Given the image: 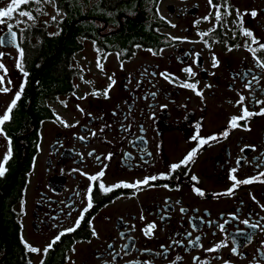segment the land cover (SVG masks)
<instances>
[{"label":"flooded vegetation","instance_id":"1","mask_svg":"<svg viewBox=\"0 0 264 264\" xmlns=\"http://www.w3.org/2000/svg\"><path fill=\"white\" fill-rule=\"evenodd\" d=\"M127 1L135 4L129 13H123V0H40L39 4L21 5L20 10L32 11L35 19L19 16V10L13 13V20L4 18L14 25L15 42L7 23L0 24V52L5 54L0 61L7 69L6 74L0 69L4 77L0 87L10 89L0 92V115L23 84L11 119L2 125L10 138L11 155L0 176V264H10L13 258L15 264H41V260L43 264H224V260L264 264V232L243 223L247 219L264 227V182L242 184L233 194H223L233 183L229 169H237L234 175L238 179L264 172V114L239 120L238 125L247 122L250 130L229 128L226 137L217 136L202 145L187 165L166 177L158 176L169 172L172 163L199 143L191 139L197 133L207 137L228 128L229 118L241 114L238 93L245 97L243 104L249 111L258 113L264 107L255 103L264 101V68L243 46L246 40L251 44V38L240 35L239 24L234 23L237 9L249 10L241 18L243 27L264 42V0H227L230 15L204 37L211 47L197 35L198 30L207 31L215 23V9L208 0H159L158 5L157 0ZM8 2L3 0L0 7ZM213 2L222 5L224 0ZM157 6L165 20L156 15ZM252 9L257 10L255 17L250 14ZM205 15L210 20L194 25L193 21ZM16 20L30 25L22 40L24 24L17 26ZM172 36L187 39L172 40ZM93 41L103 50L99 56H106L101 59L103 70L97 68ZM225 41L240 47L229 51ZM15 43L24 50L27 76L16 67ZM137 44L141 47H134ZM54 51L60 52L59 58ZM213 53L219 61L216 67L212 66ZM257 55L264 57V50ZM52 58L61 63L64 75L54 91L37 96V103L38 82ZM185 67H191L195 76L182 71ZM162 72L174 74L175 82L166 80ZM109 76L115 83L105 98ZM186 80L199 82L202 98L180 86ZM249 82L250 87L245 88ZM93 89L99 94L93 95ZM28 113L32 123L25 133L27 127L20 124ZM57 115L73 126H65ZM18 128L21 131L15 134ZM93 131L94 136L89 134ZM81 136L86 139H79ZM245 145H255V149ZM8 148L9 141L0 134V160ZM109 153L112 155L105 159ZM238 157H242L239 162ZM24 161L25 168H18ZM102 168L101 180L106 186L148 175L158 178L149 182L151 186H120L103 193L99 181L81 174H94ZM193 174L196 181L191 179ZM89 184L93 206L81 217ZM194 186L205 194H197ZM78 217L79 226L64 233L45 254L44 247ZM150 222L156 227L145 235L143 229ZM5 223L14 228L17 238V249L12 251ZM93 227L97 236L91 234ZM21 236L40 251L26 250ZM217 242L223 246L215 252L205 251Z\"/></svg>","mask_w":264,"mask_h":264},{"label":"snow or ice","instance_id":"2","mask_svg":"<svg viewBox=\"0 0 264 264\" xmlns=\"http://www.w3.org/2000/svg\"><path fill=\"white\" fill-rule=\"evenodd\" d=\"M39 2H40V0H10V2H8L5 7H0V24L7 23V21L4 18H7V20H13V13L14 12H17L18 10H19V16H21V17H27V19L34 21L35 18L33 16L32 11H30L28 9L20 10V6L21 5H30L32 3L39 4ZM158 2H159V0H157V5H158ZM0 3H3V0H0ZM208 4H209L210 8L215 9V23L212 24V26L209 27L207 29V31L202 32V31H199L198 30L197 31V35L199 37H201V42H203L206 47H211V45L209 44V41L206 40V39H204V37L208 36L209 33H213L216 30L217 27L221 26V23L220 22L223 19V17H226V16L230 15V11H229L230 5L228 4L227 0H224V2H223L222 5L221 4H215L213 2V0H208ZM55 6L56 5L54 4V7ZM221 8H223V12L221 11ZM36 11H40V9L37 8ZM57 11H59L58 8H57ZM236 11H237V20L234 21V23H238L239 24V27H240V35H243V36H246V37L251 38V44H249L248 41L246 40L243 46L246 48V50H248L252 54L253 59L257 63V65L259 67H261V68H264V57H261V56H258L257 55V53L259 51L264 50V42H260L259 41V38L256 37L253 34V31L250 28L243 27V24L241 22L242 16L245 13H247L249 10L245 9L244 12H241L239 9H237ZM250 14H251L252 17H255L257 15V10H255V9L250 10ZM156 15L157 16H160V19H162V20H165L166 19L165 17H163L162 15H160L158 6H157V10H156ZM52 19H55V17H53ZM201 20H204V21L210 20V15H205V16L199 18L198 20L193 21L194 25L195 24H199ZM21 23L24 24V27L20 29V33H21L20 39L22 40L24 38L23 37V32L27 28H29L30 25H28L26 21H21V20H16L15 21V24L17 26H19ZM168 23L172 27H175V25L174 24H171L170 21H168ZM13 27H14V25L12 23H7V29H8V31L10 33L11 40H12V42H15L16 39H17V33L15 31H13ZM232 31H233V38H235L236 31H235V29H233ZM170 38L172 40H186L187 39V37H175V36H172ZM212 42L215 43L216 41L213 40ZM225 44H226V46H227V48H228L229 51H231L232 48H238V47H240L239 44L229 45L227 41H225ZM253 44L257 45V47H255V48L252 47ZM93 45H94V48H96L95 41H93ZM15 47H16L17 52H18V56H17V59H16V67L18 69H20L24 73L25 76H27V72H25L24 71V68H23V55H24V50L20 46V44H18V43H15ZM134 47L139 48L141 46L137 44V45H134ZM96 50L98 52L97 68L103 70V65L101 64V59H106V56L100 57L99 56V53L101 51H103V50L102 49H98V48H96ZM148 51L149 52H152L153 54H158L153 49H148ZM161 51H162V49H161ZM134 54L135 53H133V55ZM4 55L5 54L3 52H0V57H3ZM119 55L120 54H117L118 59H119ZM196 55L198 56L199 53H197ZM212 61H213V64H212L213 67H216L217 64L219 63V61L217 60V58H216V56H215L214 53L212 55ZM195 62L196 61L194 60V63ZM121 67H123V63H121ZM0 69H3V71H4L5 74L7 73V69L5 68V66L2 63V61H0ZM182 71L188 73L190 77L191 76H195V72L192 71V68L191 67H185V68L182 69ZM160 75L163 76L166 80H169L170 83H174L175 82V80L173 79L174 74L162 72V73H160ZM108 79H109L110 83L103 90V95L105 96V98H107V96H108V89L111 88V86H112L113 83H115L114 79L111 76H109ZM176 79H178V78H176ZM254 79H255V77H254ZM3 80H4V77L3 76H0V84H3ZM8 83L10 84L11 81L9 80ZM198 83H199L198 81H196V82H189V81L186 80V81H183L180 84V86L181 87H184V88L191 89L196 95L201 96V98H202L203 90L202 89H198V87H197ZM250 83L251 82H249V84H245L244 87L245 88H249L250 87ZM204 87L207 88V87H210V85L205 84ZM22 90H23V84L20 85V90H17L15 92V95L12 98V100L9 102V104L7 106V109L3 112L2 115H0V134H3L5 136V139H7L9 141L8 151L5 152L4 157H3V160H0V176H2L4 174V172L6 171L5 163L9 160L10 155H11L10 138L7 137V134L4 132V130L2 128V125L5 122H7V121H9L11 119L10 113L13 110L14 106L17 104L18 99L21 97ZM8 91H10L9 88H7V87H0V92H8ZM92 94L93 95L99 94V90L93 89V93ZM152 95L154 96L155 93H152ZM238 96H239V99L236 101V104L241 106V114L240 115H232L229 118V120H228V128H225L220 133H213L212 135L207 136V137L199 136V134L197 133V135L193 136L191 139L198 140L199 143H197V145L195 147H193L190 151H188V153L181 160H179L176 163H172L169 166V172H166V173L165 172H161V173H159L158 174L159 177H162L163 178V177H166L168 175H171L172 171L178 169L179 167H181L183 165H187L191 161V159L193 158L194 154H196L197 150L199 148H201L202 145L206 144L208 141L215 140L217 136L226 137L228 135V129L229 128H236V127L240 126V127H243L245 130H250L249 125L247 124V122H245L243 125H238L237 122L239 120H245L246 121L247 118H250L253 115L264 114V107H261L259 109V112L258 113L251 112V111L248 110V107L243 104V101L245 100V97L243 96V94L242 93H238ZM61 103H65V102L61 101ZM255 103L256 104H264V101L257 100V101H255ZM77 107L79 108V105H77ZM161 107H166V106L162 105ZM81 111H82V109H81ZM54 115H56V114L54 113ZM89 115H91V114H89ZM56 118L61 123H64L65 126H73V125H68L58 115H57ZM105 127H107V126H105ZM196 127H197V129H199L200 125L197 124ZM101 131H103V128H101ZM89 134L92 135V136H94L96 133H95V131H93V132H91ZM79 139L84 140V139H86V137L81 136V137H79ZM245 148H252L254 150L255 149V145H245ZM241 151L243 152L244 149H241ZM88 155L91 156V155H93V153L90 152ZM111 155L112 154L109 153L108 156L105 157V159L110 158ZM99 159L100 158L97 157V160H99ZM240 159H242V157H238V162H239ZM105 167H106V165H105ZM236 172H237V169L236 168L229 169V179L231 181H233V183L231 184L230 187H228L227 189L224 190V192H223L224 195H231V194H233V190L236 189L239 185H242V184L251 183V182H254V181H257V180H260L261 182H264V172H260L256 176L246 177L244 179H238L237 176L234 175V173H236ZM81 174L87 176L90 181H99V189L103 193H107V192L111 191L112 189H115V188L120 187V186L127 187V188H132V189H136L140 185H148V186H151L149 184V182L150 181H153V180H156L158 178L157 175H148V176L143 177V179H138V180H135L133 182H128V181H123L122 180V181H118L117 183H114V184H111V185H107L106 186L105 183L103 182V180H101V177L104 175V169L103 168L100 171H98V172H96L94 174H89V173H85V172H81ZM191 179L193 181H196L198 178L193 174L191 176ZM164 187L167 188L168 185L165 184ZM177 187H179V185H177ZM193 190L197 194H199V195H204L205 194L204 193V190H202L201 188H199L197 186H194ZM213 195H219V194L214 193ZM85 197L87 199V204L81 210V217H83L84 213H86L93 206L92 184H89L88 189H87V191L85 193ZM253 199H255V197H253ZM23 204H24V201H23V199H21V211H23ZM261 207L264 208V205H261ZM183 211H184V209H181V212H183ZM229 215L232 218H236V214L235 213H230ZM81 217H78L77 218V220H76V222H75L74 225H72L70 227H67V228L61 229V231L55 237H53V240L44 247L43 252L45 254H47L48 251H49V249L53 247V244L56 241L60 240L61 236L64 233H68V232L74 231L75 228L79 226ZM141 219H143V217H141ZM88 223H89V225L91 227L92 221L89 220ZM243 223L249 224L251 227H260V230L262 232H264V227H261L259 224H250V222L247 219L244 220ZM155 227H156V225H155L154 222L148 223L146 225V228L143 229L145 235L151 234L152 229H154ZM219 227L221 229H223V225H220ZM91 234L93 236H97L98 235V233L96 232V230H95L94 227L92 228V233ZM185 235H190V233H186ZM250 239H251V237H249V240ZM21 242L24 244L25 249L28 250V251H31V252H34V253L40 251V249H38V248L30 245L27 241H25L23 239V236H21ZM174 243H182V241H174ZM188 243L191 244L192 241L189 240ZM198 243H199V238H197V244ZM261 245H264V241H261ZM222 246H223V243L222 242H217L211 248L205 249V251H207V252H215L219 248H221ZM161 247L164 248L165 246L164 245H161ZM231 251H232V253L234 255L237 253V249L235 247H233L231 249ZM217 258H219V257H217ZM176 259L179 260L180 257L177 256ZM193 259L196 260L197 258L196 257H193ZM29 264H31V261H29ZM41 264H43V260H41ZM129 264H133V262H129ZM141 264H148V262L147 261H144V262H141ZM201 264H206V262H201ZM224 264H230V261L224 260Z\"/></svg>","mask_w":264,"mask_h":264},{"label":"trees","instance_id":"3","mask_svg":"<svg viewBox=\"0 0 264 264\" xmlns=\"http://www.w3.org/2000/svg\"><path fill=\"white\" fill-rule=\"evenodd\" d=\"M126 8H128V10H126ZM133 8L135 9L134 3L128 2L127 0H123V13H129ZM129 28H130V32H131L133 27L129 26ZM61 49L62 48L60 47V51H61ZM53 53L55 54V51ZM59 55H60V52L55 54V56L56 57L58 56V58H59ZM55 59L56 58L50 59L49 63H47V65L45 67L46 69H45L44 73H42L40 76V77H42V79H41V83L38 82L37 89L39 91L35 97L37 103H39V100H40L37 96L39 95V97H41L44 94H48L51 91H54L56 89V85L59 81L58 78L64 75V70L62 68L61 63L60 62H53ZM33 103H35V102H33ZM33 103H32V108H33ZM31 123H32V120H31V117L29 116V113H28V118L24 121H21V124H20L23 128L27 127L25 133H28V128L31 125ZM20 131H21V128H18V130L15 132V134H19ZM18 156L20 157V154ZM25 165H26V162L24 161V164L18 166V168L24 169ZM4 226L6 228V232H7V235L9 237V240H10V251H12L13 249H17L16 246L18 243H17V238L15 235L14 228L12 226L8 227V225L6 223L4 224ZM15 258H17V257H15ZM9 263L15 264L14 258L9 260Z\"/></svg>","mask_w":264,"mask_h":264}]
</instances>
